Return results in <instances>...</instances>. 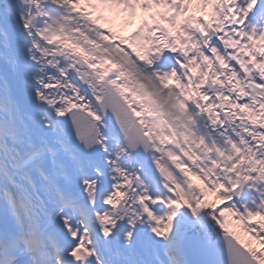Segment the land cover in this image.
Instances as JSON below:
<instances>
[{"label":"snow or ice","instance_id":"snow-or-ice-1","mask_svg":"<svg viewBox=\"0 0 264 264\" xmlns=\"http://www.w3.org/2000/svg\"><path fill=\"white\" fill-rule=\"evenodd\" d=\"M0 264H264V0H0Z\"/></svg>","mask_w":264,"mask_h":264}]
</instances>
